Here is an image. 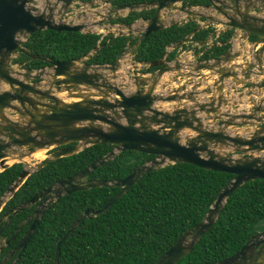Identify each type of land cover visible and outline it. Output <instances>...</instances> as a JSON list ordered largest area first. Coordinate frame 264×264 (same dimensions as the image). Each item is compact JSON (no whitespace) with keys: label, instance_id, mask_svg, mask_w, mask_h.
Wrapping results in <instances>:
<instances>
[{"label":"water","instance_id":"water-1","mask_svg":"<svg viewBox=\"0 0 264 264\" xmlns=\"http://www.w3.org/2000/svg\"><path fill=\"white\" fill-rule=\"evenodd\" d=\"M186 1L189 0L117 5L91 24L101 27L108 20L111 26H116L111 20L122 10L127 9L128 13L155 8L152 16L118 23L127 29L109 32L113 35L138 33L134 43L137 46L150 33L200 15L209 20L200 27L219 22L235 30L232 37L242 31L241 37L249 43L246 52L253 54L255 61L242 59V51H235L232 42L228 50L211 59L181 61L176 57L166 61L164 56L137 61L133 58L129 62L131 68H127L123 58L128 50L112 63L93 64L87 62L88 56L55 60L33 53L25 42L34 32L44 29L91 32L84 29V22L56 18L57 8L64 15L77 0H0V171L14 162L24 163L0 197V210L33 172L49 162L93 144H112L109 152L81 171L55 181L8 210L0 218V237L13 216L43 198L29 217L33 222L18 247L24 250L41 218L58 198L94 187H120L103 207L86 209L58 240L52 264H59L62 242L74 228L84 218H93L110 209L144 174L179 162L234 174L204 217L152 263L177 264L215 225L236 189L247 181L264 179V96L244 102L228 95V91L240 89L238 97H258L264 88V0L258 5L261 14L251 12L257 6L251 0H233V5L227 0H208L204 7L217 9L225 19L200 12L194 6H182ZM106 3L111 0H103V5ZM166 9L181 10L187 18L172 19L168 23ZM21 53L29 60L15 62ZM37 59L48 64L39 68L25 66ZM151 67L157 68L141 71ZM253 75H263V78L254 80ZM204 80L211 81L201 88ZM232 126L235 128L231 129ZM68 144L71 146L65 147ZM51 148L50 154L34 165L29 166L25 161L37 150ZM129 149L153 154V157L121 179L89 178L95 169ZM11 156L18 159L8 163ZM24 223L17 227L16 233ZM5 263L6 259L1 264ZM204 264H264V230L251 236L233 254Z\"/></svg>","mask_w":264,"mask_h":264},{"label":"trees","instance_id":"trees-1","mask_svg":"<svg viewBox=\"0 0 264 264\" xmlns=\"http://www.w3.org/2000/svg\"><path fill=\"white\" fill-rule=\"evenodd\" d=\"M154 0H111L112 5H129ZM207 0H189L203 4ZM155 8L132 10L116 16L113 23H132L139 17L151 16ZM205 20V17H200ZM195 18L150 33L134 48V59L152 61L165 56L166 61L178 56V48H194L192 42L204 41L214 27H200ZM191 34L188 43L179 41ZM232 29L221 32L201 59L216 57L228 50ZM138 36L133 34L62 31L44 29L34 32L25 45L33 52L55 60L88 56L93 64L112 63ZM220 41L221 44H216ZM178 43L167 53V48ZM203 45L201 49L205 48ZM200 50L198 49L197 52ZM21 53L15 61L28 59ZM45 60L29 61L28 67L47 65ZM157 67L142 69V72ZM112 148L110 143H97L80 152L58 158L33 172L6 202L0 215L30 199L34 194L63 177L84 169L93 160ZM153 154L124 150L95 169L89 178L121 179L137 165L150 160ZM24 167L14 162L0 171V197ZM234 174L210 170L179 162L165 165L144 174L110 209L93 218H84L62 242L59 264H152L187 230L197 224ZM120 187H94L75 191L58 198L47 210L17 264H52L58 240L86 210L103 207ZM32 208L12 217L8 230L18 224ZM24 226L22 233L27 229ZM264 230V179L250 180L227 199L215 225L177 264H204L219 261L238 251L246 241ZM7 232V229L6 231ZM5 249H2L1 256Z\"/></svg>","mask_w":264,"mask_h":264},{"label":"flooded vegetation","instance_id":"flooded-vegetation-1","mask_svg":"<svg viewBox=\"0 0 264 264\" xmlns=\"http://www.w3.org/2000/svg\"><path fill=\"white\" fill-rule=\"evenodd\" d=\"M82 2H84V5H85V3H87V2H90V0H81ZM92 1V0H91ZM208 1V0H207ZM252 2H254V3H256V8H253V9H251V12L252 13H257V14H261V13H259L260 12V8L261 7H259L258 5L260 4V3H262V1L261 0H251ZM227 2H228V4H231V5H233V0H227ZM209 3V1L207 2V3H203V4H188V1H186V2H182V6H186V7H189V6H194V7H196V6H203V8L204 9H206V10H211L212 11V13H209V14H211V15H213V16H215V17H217V18H219V19H225V17L217 10V9H213L212 7H210V8H206V7H204V6H206L207 4ZM83 5V4H82ZM117 6V5H116ZM71 7V6H70ZM111 7H114V5H112V3H111ZM166 10H171V9H166ZM71 11V9H69L68 10V12L66 13V14H64V15H61L60 13H59V11H58V8H57V14H59V16H60V19H63L64 20V16L65 15H68V13ZM172 11H176L175 9H172ZM181 11V10H180ZM154 13H155V11H154ZM153 13V14H154ZM165 13L168 15V20H169V17H171V15H169V13L167 12V11H165ZM152 14V15H153ZM151 15V16H152ZM262 15H264V14H262ZM262 15H260V16H262ZM199 16V18H195L199 23H200V26L201 25H203L202 24V20L200 19V17H202V16H200V15H198ZM148 17H150V16H148ZM78 18H80L81 19V16H79ZM143 18H145V17H139V18H137V19H135V21L136 20H141V19H143ZM147 18V17H146ZM83 20H85V19H83ZM170 20H172V19H170ZM205 20L206 21H209L206 17H205ZM64 21H69V20H64ZM78 21V20H77ZM86 21V20H85ZM78 22H80V20L78 21ZM184 22V21H183ZM84 24L86 25L85 27H84V29L88 26L87 24L88 23H85L84 22ZM90 24V23H89ZM208 26H212V27H214V31H212V32H210V34H209V36H211V35H213V37L214 38H216L221 32H223V31H225V30H227V29H232V28H227L225 25H223V24H221V23H219V22H213V23H209L207 26H203V27H208ZM219 26H221V27H219ZM219 29H224V30H219ZM41 31V30H40ZM62 32V31H61ZM234 32H235V30L234 29H232V36H233V34H234ZM239 32H241L242 33V31H239ZM239 34V33H238ZM237 34V35H238ZM208 36V37H209ZM189 38H191V37H189ZM188 38V39H189ZM214 38H213V40H214ZM188 39L185 41V42H187L188 41ZM208 39V38H207ZM250 39H252V37H250L249 38V40ZM189 42V41H188ZM187 42V43H188ZM205 42V41H204ZM230 42H231V40H230ZM184 43V42H183ZM212 44H215V43H213V41H212ZM216 44H221V42L220 41H218V42H216ZM130 49V47L127 49V50H129ZM190 49H192V48H190ZM190 49H181L180 47L178 48V56H179V54H180V51H182V50H190ZM204 49V48H203ZM202 49V50H203ZM207 49H205L204 51H206ZM203 51V52H204ZM242 51V50H241ZM203 52H200L199 51V53L198 52H195V57H194V59L193 60H195V59H201L200 58V55H202V53ZM225 52V51H224ZM244 54H243V52H242V57L243 56H245V57H243L242 59H244V60H246L247 62L248 61H255V59L253 58V54H248L247 52H246V48L244 49ZM222 54V53H221ZM178 56H176L177 58H179ZM175 57V58H176ZM248 57V58H247ZM264 58V57H263ZM209 59H211V58H209ZM29 60V58L28 59H24V60H21V61H15V62H25V61H28ZM263 63H264V59H263ZM28 64H29V62H27L26 64H25V66H28ZM187 70V69H186ZM69 146H71V144H68V145H65V147H69ZM58 148V147H57ZM53 149H51V151H52ZM50 151V152H51ZM40 160V159H39ZM38 160V161H39ZM44 167V166H43ZM41 169V168H40ZM57 181V180H56ZM54 183V182H53ZM46 188V187H45ZM44 188V189H45ZM43 190V189H42ZM40 192V191H39ZM38 193V192H37ZM35 195V194H34ZM29 200V199H28ZM42 200H43V198H41L36 204H34V205H32L31 207H29L28 209H30V208H32V210H31V212L30 213H28L18 224H16L13 228H10L9 230H8V226H9V224H10V222H11V220H12V218H11V220L9 221V223H8V225L5 227V229H4V233H3V236L2 237H0V253H2L1 251H2V249H4V248H8L7 250L5 249V252H4V255H2L1 256V259H0V264L4 261V259H6V263L5 264H17V262L20 260V258H21V256H22V254L25 252V249H26V247L28 246V244H29V242H30V240H31V238H32V236H33V234H34V232H35V230H36V228L38 227V225H39V223H38V225H37V227L35 228V230H34V232H33V234H32V236H31V238H30V240H29V242H28V244L26 245V247H25V249L23 250L22 248H19L18 249V247H19V245L21 244V242H22V240H23V238L25 237V235H26V233L28 232V230L30 229V226H31V224H32V222H33V219H30L29 217H31V215L34 213V211L38 208V206H40L41 204V202H42ZM4 207V206H3ZM11 208H13V207H11ZM11 208H9L8 210H10ZM3 209V208H2ZM2 209L0 210V212L2 211ZM28 209H26V210H28ZM49 209V208H48ZM47 209V210H48ZM7 210V211H8ZM7 211H5L3 214H1L0 215V218L1 217H3L4 216V214L7 212ZM47 212V211H46ZM45 212V213H46ZM45 215V214H44ZM43 215V216H44ZM7 218V217H6ZM43 218V217H42ZM42 218H41V220H42ZM40 220V221H41ZM22 222H25L24 224H23V226L19 229V231L16 233V231H17V227L22 223ZM28 224V227H27V229L22 233V230H23V228H24V226L25 225H27ZM0 227H1V225H0ZM6 229H7V232H5L6 231ZM4 235H6L7 237L6 238H4ZM10 240V241H9ZM9 241V242H8ZM58 243V242H57ZM53 263V262H52Z\"/></svg>","mask_w":264,"mask_h":264},{"label":"rangeland","instance_id":"rangeland-1","mask_svg":"<svg viewBox=\"0 0 264 264\" xmlns=\"http://www.w3.org/2000/svg\"><path fill=\"white\" fill-rule=\"evenodd\" d=\"M82 4H83V6H85L84 8H82ZM179 5H181V4L179 3ZM110 7H111L110 5L107 7L108 10L106 13H108ZM69 9H71V11L68 13V15L64 16V20H69V21L74 20L75 22H78L80 20V22L88 23L87 24L88 26L85 28V30L94 29V28L95 29H120L117 26H111L110 25L111 23L108 20H105L102 23L101 27L98 25H92L91 24V19H95V20L101 19V15H99V14L96 15L95 13L96 12L100 13V11L103 10V0H92V1L90 0V2L85 3V5H84V2H82L81 0H77V2L74 3V5L71 6ZM195 9H197L200 12L207 13V14L212 13L211 10L203 9L201 6H199V7L197 6V7H195ZM165 11H167L169 13V15H171V17H169L168 23H170V19L180 21V20H184L187 18V14L183 11H180V10H176V11L165 10ZM126 13H127V9L120 11L119 13L116 14V16L126 15ZM78 16H81V19L78 18ZM56 18H57V20H60V16L58 14H56ZM196 18H199V16H197ZM83 19H85L86 21ZM207 22H209V21L202 20V24H205ZM139 23H141V21L137 22L136 26H139L140 25ZM93 26H95V27H93ZM219 27H221V26H219ZM122 28L127 29L126 27H122ZM81 32H83V31H81ZM126 62H127V66L129 68H131V65L129 64L130 60H128ZM51 149L45 150V156L50 154ZM28 158H29L28 160L30 163L29 166L34 164L35 162H37L39 160L37 158H34L33 156H30ZM13 162H11V163H13ZM27 165H28V163H27Z\"/></svg>","mask_w":264,"mask_h":264},{"label":"crops","instance_id":"crops-1","mask_svg":"<svg viewBox=\"0 0 264 264\" xmlns=\"http://www.w3.org/2000/svg\"><path fill=\"white\" fill-rule=\"evenodd\" d=\"M111 6V3H106V4H104L103 5V10L102 11H100V15H106L107 13V10H108V6ZM85 6H83L82 5V8H84ZM111 8V7H110ZM92 20H95V19H91V22H93ZM116 26H118V28H120V29H88L87 31H91V32H97V33H102L103 35L104 34H107V33H109V32H114V33H117V32H119V31H121L122 30V27H119V25L120 24H118V23H116L115 24ZM93 27H95V26H93ZM219 30H224V29H219ZM239 34L238 35H236L235 37H232V39H231V42H232V44H233V47H234V49H235V51L236 50H242V52H243V54L245 53L244 52V49L246 48V46H248L249 45V43H248V41L247 40H245V39H243L242 37H241V32H238ZM135 35H137L138 36V33H134ZM133 34V35H134ZM191 37V36H190ZM213 35H211V36H209L208 37V39H206V40H204V41H200V42H192V45L194 46V48H192V49H190V50H182V51H180V54H179V59H181V61H190V60H193L194 59V57H195V52H197V50L199 49L200 50V52H203L205 49H208L210 46H212L213 44H212V41H213ZM178 43H173V44H171V45H169L168 46V48H167V53H169L171 50H173V48L177 45ZM203 45H206V47L202 50L201 49V47L203 46ZM136 46H132V47H130V49L128 50V55H126V56H124L123 58L125 59V61H128V60H130V61H132L133 60V58H134V48H135ZM199 53V52H198ZM242 57V56H241ZM243 57H245V56H243ZM242 57V58H243ZM248 58V57H247ZM127 66V65H126ZM127 68H128V66H127ZM185 71H187L186 70V68H185ZM204 73H208L207 72V70H205L204 71ZM171 73H169V74H166V75H170ZM263 78V75H253V79L254 80H259V79H262ZM211 81V80H210ZM210 81H203V85H202V87L201 88H203V87H205V85H207V83H210ZM227 81H230V79H228ZM200 88V89H201ZM239 92H240V89L239 90H237V91H235V92H233V91H228V95H232V96H235L236 98H237V100H243L244 102H247V101H254V99H259L260 97H262V96H264V88L263 89H261L259 92H261V95L260 96H258V97H250V96H247V95H244V96H242V97H238L237 95L239 94ZM204 97H208V95H206V96H204ZM71 101H73L74 100V98H71L70 99ZM224 108V107H223ZM233 128H235V127H231V129H233Z\"/></svg>","mask_w":264,"mask_h":264},{"label":"bare ground","instance_id":"bare-ground-1","mask_svg":"<svg viewBox=\"0 0 264 264\" xmlns=\"http://www.w3.org/2000/svg\"><path fill=\"white\" fill-rule=\"evenodd\" d=\"M45 150L46 149H40V150H37L36 152H34L31 156H33L34 158H37V159H42V158H44V156H45ZM30 157V156H29ZM18 158L16 157V156H11V157H9L7 160V162L8 163H11V162H13V161H15V160H17ZM29 158L28 157H26L25 158V161H27V162H29V160H28ZM32 165H34V164H32ZM31 166V165H30Z\"/></svg>","mask_w":264,"mask_h":264},{"label":"clouds","instance_id":"clouds-1","mask_svg":"<svg viewBox=\"0 0 264 264\" xmlns=\"http://www.w3.org/2000/svg\"><path fill=\"white\" fill-rule=\"evenodd\" d=\"M196 17H197V16H195V17H190V18H196ZM190 18H189V19H190ZM187 20H188V19H187ZM185 21H186V20H185ZM181 23H182V22H181Z\"/></svg>","mask_w":264,"mask_h":264}]
</instances>
